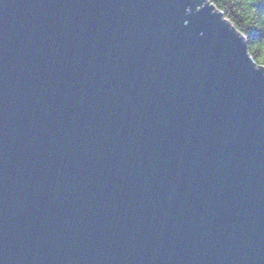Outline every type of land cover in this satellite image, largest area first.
<instances>
[{
  "label": "water",
  "instance_id": "1",
  "mask_svg": "<svg viewBox=\"0 0 264 264\" xmlns=\"http://www.w3.org/2000/svg\"><path fill=\"white\" fill-rule=\"evenodd\" d=\"M0 264H264V65L209 0H0Z\"/></svg>",
  "mask_w": 264,
  "mask_h": 264
},
{
  "label": "trees",
  "instance_id": "2",
  "mask_svg": "<svg viewBox=\"0 0 264 264\" xmlns=\"http://www.w3.org/2000/svg\"><path fill=\"white\" fill-rule=\"evenodd\" d=\"M244 36L256 63L264 65V0H209Z\"/></svg>",
  "mask_w": 264,
  "mask_h": 264
}]
</instances>
